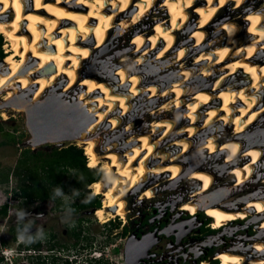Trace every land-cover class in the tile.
Here are the masks:
<instances>
[{
    "label": "bare ground",
    "instance_id": "bare-ground-1",
    "mask_svg": "<svg viewBox=\"0 0 264 264\" xmlns=\"http://www.w3.org/2000/svg\"><path fill=\"white\" fill-rule=\"evenodd\" d=\"M159 1L0 0L4 8L0 9V33L7 39V54L0 62V98L29 112L55 80H64L62 92L80 88V97L67 104L55 102L50 113L61 127L68 122L80 126L87 120L68 137H76L92 165L103 159L100 165L106 173L95 181L94 190L103 195L100 209L103 217L107 215L104 220L115 215L109 210L114 206H121L119 215L124 217V196L152 175H167L170 182H175L192 173L190 178L200 184L193 194L206 192L212 176L199 160L203 150L215 157L225 155L216 165L234 176V187L242 186L250 178L252 166L261 160V138L243 144L239 136L264 112V3L256 6L252 0L244 8L247 15L246 11L244 16L227 13L217 28L208 32L207 25L226 3L233 1L231 12L248 0H165V7H161L165 15L155 18L152 31H139L131 39L140 64L146 55L150 56L145 63H158L172 51L162 65L153 72L150 69L159 76L157 80L143 78L122 66L115 72L113 86L90 73L78 76L80 63L103 44L107 30L118 29L130 20L138 23ZM195 1L197 6H191ZM184 26L185 38L174 48L176 33ZM187 55L191 59L184 61ZM216 70L221 72L220 77L215 75ZM165 71L167 75L162 76ZM208 74L212 77L202 80ZM143 79L147 83L141 84ZM141 97L152 122H143L134 126L136 129L125 122L119 133L124 138L121 144H106V151L98 156L94 139L87 134L102 123L109 131L115 129L126 117L130 101ZM79 106L86 107L84 115L79 113ZM0 115L6 117L3 110ZM239 159L246 160L238 165ZM231 164L235 165L229 170ZM216 192L200 198L217 203L220 194ZM141 196H151L150 186ZM247 196L252 198H242L244 209L262 216L264 192ZM217 205L206 208L215 228L245 218L243 211L231 212ZM185 207L195 211L190 202ZM258 246L264 250V243ZM219 259L223 264H241L240 257L227 251Z\"/></svg>",
    "mask_w": 264,
    "mask_h": 264
},
{
    "label": "rangeland",
    "instance_id": "rangeland-1",
    "mask_svg": "<svg viewBox=\"0 0 264 264\" xmlns=\"http://www.w3.org/2000/svg\"><path fill=\"white\" fill-rule=\"evenodd\" d=\"M164 1L165 0H160L159 3H154V6L150 8L147 14L138 23H136L134 20H130L127 23L123 24L118 29H114V27H112L111 29L107 30L103 44L99 48L92 50L88 58L84 59L80 63L79 69L77 70L78 76L83 77L90 73V75H93L98 80H102L113 86L114 83L116 82L115 72L119 66H122L128 72H130L129 70L135 71L143 78L150 77L153 78L154 80H157L159 76L152 72L155 70L156 67H159L160 65L163 64V61L167 59L169 55H171L172 51L168 52L164 56V58L158 61V63L153 61L151 63L148 62L145 63V61L150 56V55H146L143 57V63L140 64L137 59L138 53L134 51V47L136 44L132 43L131 39L139 31H145V33H149V31L150 32L152 31V27L156 21L155 18L165 15V12L162 10L163 8H161V7H165L164 5H162ZM253 2H256V6H257V4L260 5L261 3H264V0L261 1L253 0ZM253 2L252 0H248L244 2V4L241 5L237 10L231 12H230V7L233 6L232 5L233 1L226 3V5H224L216 12L212 21L209 22V24L206 27V28L209 27L207 31L209 32L213 28L214 29L217 28V25H219L220 22L223 21L222 18L227 13H230L231 15L237 14L239 16H244L246 11L245 9L248 7V5H250ZM135 4H137V2H135ZM0 9H4V8L0 7ZM129 12L130 11H128V13ZM247 14L248 12L246 11V15ZM190 20L191 19H188V21ZM248 23H249L248 20H246L245 27L249 26L250 23L249 24ZM185 29L186 26H184L182 30L177 31L174 39L175 42L174 48L177 46L176 44H178L185 38L186 35V33L184 32ZM186 32H188V30H186ZM0 34L3 35V33ZM2 35H0V51L2 53L0 62L2 61L3 56L7 54L6 51L7 39L5 34L3 36ZM209 38L212 39V37ZM188 56L189 55L185 56L183 60L184 61H187V59L190 60L191 56L189 57ZM150 69L152 70V72ZM218 72L219 71L216 70L215 75L217 77H220L221 72L220 73ZM166 75H167L166 71L162 73V76H166ZM210 75L211 74L206 75L204 78H202V80H206V78L209 77ZM146 81L147 80L143 79L141 84H144V82L147 83ZM63 83H65L64 80H58V81L55 80L53 87L45 90L37 97V100L33 103L29 112H26V110L23 108H16L10 103L5 104L3 100L0 98V114L2 110L6 114L5 117L6 119L2 118L0 115V166L2 167L11 166L14 163L16 157L18 156L20 150L24 148L44 149L53 146L60 147L69 143H73L76 146L80 147L81 149L83 148L81 144L76 140V138L56 139L58 136L61 135L63 136L65 135V133L67 132L69 133L70 131L74 130L75 127L72 125V123L63 126L62 131L58 130L59 128L55 129V127L52 126L53 129L51 133H47L49 135L43 133V135L40 134V136H38L37 139L34 138L36 137L37 128L34 127L35 135L32 132L31 125L36 123L38 119H36L35 116H29L27 114L31 113L32 115H36L38 109L41 108V106L46 102L55 104V102L64 101L63 103L67 104L73 102L74 99H77L78 97L81 96V91L78 86H75L76 88L74 87L66 92H62L64 91ZM144 99H145L144 97H141L140 99H133L132 101H130L129 103L130 109L127 112L126 117H124V119L121 122H119L118 126L115 129L109 131L107 128V124L105 125V123H102L98 126H95L92 132H89L87 134V136H91L94 139L95 142L94 151L98 156L106 151V148H104L106 144L113 146H119L121 144V141L124 138H121L119 136V133L121 132L120 130H123V126L125 122L129 121L133 129L135 127L140 126V124H143V122L146 121L152 122L146 116L148 108H147V103L145 102ZM186 103L185 106L188 105L189 101H187ZM79 110H80L79 113L81 115H84L86 113L85 112L86 107L79 106ZM263 114L264 112L255 119V121L251 124L252 126L250 125L246 129L247 131L243 132L241 136H239L240 141L243 142V144L247 143V141H252L256 138H261L262 140L260 147L262 151L260 158L262 161L259 160L257 164L252 166V174L250 178L242 184V186L234 187V183H235L234 176L229 172L221 170L219 167H217L216 164L222 163L224 160V156L215 157L210 155L206 150L201 151V154L204 153V155L203 156L201 155L202 157L200 156L199 160H201V163L203 165L207 166L210 169L208 170L211 173L212 179H214V183H213L214 187L216 186V184H218V186H222L223 189L225 188L224 190L222 189L223 192L220 191L218 193L221 194V193H225L226 190L228 191L225 198H223L224 199L223 201H228L229 197L232 195H234L235 197H241L242 195H246L254 191L259 193L264 192V188H263L264 187V140H263L264 115ZM3 132H7L9 136L3 135ZM215 132L218 133L219 131L218 132L215 131ZM51 135H56V138L52 137ZM40 138H43L44 140L40 141L39 140ZM220 142L222 141L221 140L218 141V143ZM83 150L84 149H82V151ZM121 150L122 148L120 147L118 152L121 153L122 152ZM238 155H240L239 152ZM102 160H103L102 158H99V161L95 166V168L97 170H100L101 173L102 172L106 173V171L103 170L100 165ZM245 160L244 159L242 160V164ZM86 161L88 162L87 157H86ZM233 165L229 166V170L231 167H233ZM182 168L183 170L185 169V164L182 165ZM191 174L189 176L186 175L187 177L182 176L178 181H176L177 188H180L181 191L184 189L190 190V188H192V184L189 181L195 183L190 178L192 177ZM164 176H166V179L169 178V176L167 177V175H162V176L152 175L150 178L153 179L148 182V185H151L154 181L159 182V185L165 184L166 181L164 180ZM154 177L156 178L154 179ZM185 179L188 181H186ZM230 179H231V183H230ZM229 183L230 185L225 187V184H229ZM14 185H15V179L13 177H10L7 183L0 184V206L2 205L6 206V216L4 219L0 220V256L2 257L0 264H40L39 251L37 250L33 252L31 251L32 257L28 258L27 256L28 254L26 253L25 250L26 248H32V247H26L25 246L26 242H20L19 240V237L21 235H23L26 239L27 238L26 233L28 232L34 233L36 235L35 238H37V236L39 235L40 222L45 223L46 225L52 227H55L56 225L63 229L68 228L69 226H75V227L77 226L81 228L84 231L81 232V234H83L86 237L91 235L95 239L94 240L95 247L91 251L95 252V254H98V252H100L98 251L100 250V247H104V250L101 251V254H105L106 262L101 261L103 264H123L119 252L120 242H121V239L119 238V234L118 233L112 234L111 238L109 239L104 238V236H106L108 232H116L119 230V225L122 223V217L113 216V220L111 219L112 217H108L110 218V220L105 221L104 217H107V215L104 214L103 217V215L101 214V209L99 208L100 214L99 212H97L99 219L89 212L82 213L79 210L78 211L71 210L68 215L59 218L58 217L59 214L61 213L67 214L66 212L68 210L64 207V205L60 208L53 209L52 201L41 202L36 199H31L22 203L18 195L13 193ZM136 189L137 188L131 190L124 196L123 199L125 201V206H124L125 210L130 209V207H128L129 206L128 203L132 202L133 196L136 193L135 192ZM85 190H87V192H85ZM85 190L82 193L80 191H77L75 192V194H77L78 197H80L79 194L82 196L87 194L88 196L91 197L92 196L97 197L100 201V204H102L103 195L95 193L94 185L92 189L87 185L85 187ZM92 190L94 194L92 193ZM169 192H173V191L171 190L169 191L167 188H164V190H161L159 193L164 195ZM56 194L59 195L58 196L59 198H62L61 200H63L62 201L63 203L68 201L69 202L68 204H71L74 198V197L67 198L64 195H61V193L59 192H56ZM76 200H78V198ZM42 208L48 211L46 217L44 218H41L40 216V212ZM125 216L126 214L124 213V217ZM28 218H31L33 219L34 222H36L33 226L29 228L23 225ZM53 221H55V225H50L49 223H52ZM100 221L101 222L105 221L106 223L109 222V225L104 226V224L106 223L103 224L99 223ZM33 227L34 229H32ZM14 231L18 232V235L13 237ZM99 244L100 247H97Z\"/></svg>",
    "mask_w": 264,
    "mask_h": 264
},
{
    "label": "flooded vegetation",
    "instance_id": "flooded-vegetation-1",
    "mask_svg": "<svg viewBox=\"0 0 264 264\" xmlns=\"http://www.w3.org/2000/svg\"><path fill=\"white\" fill-rule=\"evenodd\" d=\"M241 160L243 159L236 160V164L242 163ZM152 179L150 178L148 182ZM164 180L166 183L162 185L154 181L151 185L144 182L138 188L136 187L132 202L128 203L130 209L125 210L124 208L126 216L122 217L119 230L108 232L104 236V238L109 239L112 234H119L121 239L119 252L123 264H223L219 255L225 251L240 257L241 264H254V261L259 262L258 264H264V250L261 251L258 246V243H264V228L260 229L264 214L260 216L255 210L244 209L245 202L243 199H251V196L246 197L248 194L241 197L232 195L228 201H223L228 192L226 190L225 193H219L220 197L217 203H208L206 199L202 201L200 197L203 199L212 191L220 192L223 189L218 184L214 187V179L211 181L212 186L210 185V188L201 194H193L200 186L194 180L195 183L189 181L192 184L190 190L184 189L182 191L177 188L176 181L170 182L166 176H164ZM93 182L89 183L88 187ZM230 183L225 184V187ZM149 186L151 196H141V193ZM164 188L173 192L162 195L159 192ZM61 195L67 198L74 197L71 204H68V201L63 203L62 198H59L56 193L36 200L41 202L52 201L53 209L64 205L69 212L59 214V218L65 217L71 210H79L82 213L89 212L99 219L97 212H99L102 204L97 197L92 196L99 201L97 206L89 205L79 208L78 200H76L79 197L75 192L61 193ZM188 202L194 204V212L185 207ZM214 205L220 207L222 205V208L231 212L243 211L245 218L223 222L221 226L215 228L213 226L214 218L206 213V208ZM120 209L121 206L109 208L110 211L114 212V216L121 217L119 215ZM47 213L48 211L42 208L41 218L46 217ZM256 216L257 218H255ZM111 219L113 220V217ZM109 220L110 218L105 221ZM105 221L99 223H106ZM53 222L49 224L55 225V221ZM35 223L33 219L28 218L23 225L29 228ZM39 225L37 238H35L34 233H26L27 238L32 237L34 240L32 243L25 244L26 247H32L25 250L28 258L32 257L31 251L37 250L40 253V264H103L101 261L106 262L105 254H101L104 247H100V244L97 246L100 247L98 254L91 251L95 247V239L91 235L86 237L81 234L84 232L81 228L69 226L63 229L56 225L55 227L48 226L42 222ZM105 225L108 226L109 222Z\"/></svg>",
    "mask_w": 264,
    "mask_h": 264
},
{
    "label": "trees",
    "instance_id": "trees-1",
    "mask_svg": "<svg viewBox=\"0 0 264 264\" xmlns=\"http://www.w3.org/2000/svg\"><path fill=\"white\" fill-rule=\"evenodd\" d=\"M3 135L9 136L7 132H3ZM82 149L73 143L44 149H21L11 166H0V184L7 183L9 178L13 177L15 179L13 193L18 195L22 203L34 198L49 197L56 192L82 193L89 183L94 181L90 186L92 188L95 181L103 175V172L90 164L89 156ZM79 196L77 202L79 208L99 204L97 199L87 194L84 196L79 194ZM5 216L6 206L2 205L0 220ZM16 235L18 232L14 231L13 237ZM1 259L0 256V261Z\"/></svg>",
    "mask_w": 264,
    "mask_h": 264
},
{
    "label": "water",
    "instance_id": "water-1",
    "mask_svg": "<svg viewBox=\"0 0 264 264\" xmlns=\"http://www.w3.org/2000/svg\"><path fill=\"white\" fill-rule=\"evenodd\" d=\"M52 105H54V104L53 103H47L46 102L45 104H43L41 106V108L38 109V112H37L36 115H32L31 113L27 114L29 116H35L36 119H38V121L36 123H34L33 125H31V128H32V132L33 133L35 132L34 127L37 128V130H36V137H34V138L37 139L38 136H40V134L43 135V133L46 134V135H49L47 133H51V131L53 129L52 126H54L55 129L59 128L58 130H61L62 131L63 130L62 127L66 125L65 124V125H63L61 127L60 125H58V122L55 121L54 118H52V113H50L51 112V109H52ZM44 114H45V117H43ZM86 121L87 120L81 121V125L80 126L84 125ZM69 123H71V122H68L67 124H69ZM72 125L75 127V129L72 130V131H70L69 133L74 132L76 129H78L80 127L79 126V123L72 122ZM77 125L79 126L78 128H77ZM69 133L67 132V133H65V135L58 136L57 138H56V135H51V136L52 137H55L56 139H59V138H76V137H68V134ZM34 135H35V133H34ZM39 140L42 141L44 139L43 138H40ZM39 140H36V141H39Z\"/></svg>",
    "mask_w": 264,
    "mask_h": 264
},
{
    "label": "clouds",
    "instance_id": "clouds-1",
    "mask_svg": "<svg viewBox=\"0 0 264 264\" xmlns=\"http://www.w3.org/2000/svg\"><path fill=\"white\" fill-rule=\"evenodd\" d=\"M19 240H20V242H26V243H32V242H34V240H33L32 237H28L27 240H26L25 237H24L23 235H21V236L19 237Z\"/></svg>",
    "mask_w": 264,
    "mask_h": 264
}]
</instances>
